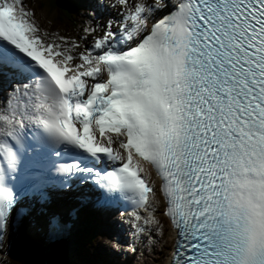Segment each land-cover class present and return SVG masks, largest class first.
I'll return each mask as SVG.
<instances>
[{"label": "snow or ice", "instance_id": "6c2138e0", "mask_svg": "<svg viewBox=\"0 0 264 264\" xmlns=\"http://www.w3.org/2000/svg\"><path fill=\"white\" fill-rule=\"evenodd\" d=\"M111 7L79 50L0 0V248L24 199L74 185L98 207L130 204L140 238L161 223L147 164L175 230L169 264H264V0ZM65 227L48 216L50 238Z\"/></svg>", "mask_w": 264, "mask_h": 264}, {"label": "rangeland", "instance_id": "374dc122", "mask_svg": "<svg viewBox=\"0 0 264 264\" xmlns=\"http://www.w3.org/2000/svg\"><path fill=\"white\" fill-rule=\"evenodd\" d=\"M24 4H25L26 8L31 9L34 12L35 19L39 23H42L46 27H48L50 25V22L48 20V13L46 12L48 9V4L45 0H35L34 3L30 2L29 0H24ZM50 12H54V10L50 9ZM44 13H45V15H44ZM79 20H80L81 24L84 23V21L80 19V15H79V17H75V19L72 22H68L67 26H70V25H72L73 22L79 21ZM53 26H55L56 29L61 30V26L58 23L54 24ZM75 33H78V31L76 30ZM87 247H88V252H90L91 254L95 253L97 255L99 253V250L94 251L95 248L94 247L92 248L91 242L89 244H87ZM32 255H33V253H32ZM97 257L99 258V260L102 259V257L99 254L97 255ZM83 259H84L83 255L80 254L77 256V258L75 260L78 262H82ZM26 261H27V264H31L30 261L32 262V258L29 256ZM132 261L134 262V260H132ZM22 264H24V262ZM126 264H129V263H126ZM134 264H136V263L134 262Z\"/></svg>", "mask_w": 264, "mask_h": 264}, {"label": "bare ground", "instance_id": "6f19581e", "mask_svg": "<svg viewBox=\"0 0 264 264\" xmlns=\"http://www.w3.org/2000/svg\"><path fill=\"white\" fill-rule=\"evenodd\" d=\"M94 3V0L91 2V3H89V6L91 5V4H93ZM96 3V2H95ZM102 4H104V2H102ZM74 223V222H73ZM76 223V222H75ZM112 223H114V221L112 222ZM106 224V223H105ZM73 225H75V224H73ZM109 226V225H108ZM70 232H71V234H73L74 233V230H72V228H70ZM107 233H110V232H107ZM73 237V236H72ZM38 238H36L35 236L34 237H32V241H33V248H32V253H33V255H32V262L30 261V263L32 264H43V254H41L40 252H38L37 251V246H39V240H37ZM172 243V242H171ZM73 245V244H72ZM99 246V245H98ZM109 246H110V244H109ZM74 247V246H73ZM165 247L166 248H164L163 250H162V252H161V254L158 256V255H155L154 257H155V259L158 261V263H155V262H146L145 264H160V263H163V260L165 259V255L168 253V251H167V247H168V244H166L165 245ZM101 248H102V246H101ZM103 248H106V247H103ZM106 253H110V250L108 251V249H106ZM118 253H115V254H113V258H116L118 255H117ZM123 258V256L120 258V259H122ZM74 264H77V262H73Z\"/></svg>", "mask_w": 264, "mask_h": 264}]
</instances>
